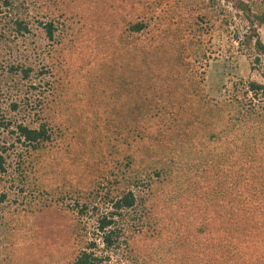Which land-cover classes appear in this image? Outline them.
Wrapping results in <instances>:
<instances>
[{"label":"trees","instance_id":"trees-1","mask_svg":"<svg viewBox=\"0 0 264 264\" xmlns=\"http://www.w3.org/2000/svg\"><path fill=\"white\" fill-rule=\"evenodd\" d=\"M125 1L131 0H96L102 6L107 5V12H95L92 14L95 20H89L94 28L108 23L102 15L107 17L115 4V58L117 65L123 67V73L119 72L124 87L123 90L115 88V99L110 103L104 99L103 109L101 104L88 100L94 120H101L106 128L99 141L100 151L106 150L114 166L111 176L88 178L72 187L52 186L45 178L52 173L51 168L67 167L64 152L70 149L75 127L66 120L61 104L65 91L79 86L77 74L81 66L73 64L71 76L65 58L57 56L54 48L38 43L33 28L35 24L40 25L44 38L57 44V25L71 21L74 16L86 18L83 12L87 9L86 0H0V203L8 201L9 191L15 190L18 197L14 201L20 200L30 213L39 217L35 225L48 233L45 240L55 239L49 224L59 218L60 209L69 206L83 215L90 208L96 212L97 201H105L110 209L97 216L95 230L98 232L94 233L99 235L103 249L120 255L119 260L110 264H146L140 259L150 246L147 240L162 234L176 235L181 244L192 235L195 239L190 246L194 247L196 264H264V82L226 79L217 90V111L209 112L211 118L206 130L201 127L207 114L197 113L196 107L188 109L193 116L184 118L189 104L170 88L171 82H159L152 78L157 76L154 75L136 88L133 83L129 89L133 75L142 71L139 65L129 70V65L139 59L143 47L149 52L154 45L153 42L138 44L141 47L138 48L131 44L129 34L123 35V29L118 27L121 17L117 14ZM225 1L246 23L240 44L245 47L250 65L264 66V41L258 31L264 25V0ZM192 6L197 8L194 24L202 22L201 29L208 33L219 29L217 18L213 10L208 11L207 4L200 0ZM146 26L144 19L129 20L124 30L137 35ZM234 37L239 38L236 34ZM152 95L165 107L174 109L176 117L169 115L160 124L154 115L149 116L145 106L140 108L134 101L143 99L148 105ZM149 119L150 124L146 125ZM198 138L202 146L212 141L218 146L224 143L233 147L229 159L224 160L226 163L216 168L217 177L221 173L228 177L230 186L224 189L225 193L234 194L233 204L218 214L213 205L209 207L201 199V194L200 199L190 200L183 209L185 221L169 228L163 222L162 226V217L158 215L163 205L159 197L164 190H174L180 182L184 164L188 163L183 152L189 141ZM214 165L208 159L199 170ZM191 170L197 172L196 167ZM52 175L55 181L62 177L59 172ZM212 186L213 183L208 185ZM204 187L202 184L200 190ZM220 187L217 185L216 189L221 190ZM68 197L74 200L65 204ZM129 212H140L143 219L140 226L122 225L121 220ZM170 216L169 213L167 217ZM0 219L4 220L1 216ZM170 229L177 233H169ZM78 241L75 251L69 252L68 264H106L108 256L102 258L96 254L97 244L93 239ZM43 244L46 248L40 250L38 259L54 251L53 246ZM13 259L14 256L3 258L2 264H16Z\"/></svg>","mask_w":264,"mask_h":264},{"label":"rangeland","instance_id":"rangeland-1","mask_svg":"<svg viewBox=\"0 0 264 264\" xmlns=\"http://www.w3.org/2000/svg\"><path fill=\"white\" fill-rule=\"evenodd\" d=\"M198 1L200 0L125 1L117 16L121 17L118 27L123 29L124 36L130 35L128 38L131 39V44L137 45L138 48H141L138 44L144 45L153 42L154 45V49L152 48L149 52H146L142 46L139 59L130 63L132 66L129 65V70L139 65L142 71H139L138 75H133V82L129 83V86L127 85L129 89L133 87V83L136 88L139 83H143L146 78L154 75L157 76L152 78L159 79V82L161 80L171 82L170 88H173L175 93L177 92V96L185 98V103L189 104L184 118L193 116L188 109L196 107L197 113L205 112L207 114L201 127L206 130L209 128L208 119L211 118L208 116L209 112L215 114L217 111L215 99L217 90L222 83L228 78L254 79L264 82V66L250 65V59L244 50L245 47L240 44L246 30V23L241 15L232 9L229 2L216 0L211 3L209 0H202L208 5L209 12L213 10L217 18V25H220L217 31L208 33L207 30L201 29L202 22L194 24L197 8L192 4H196ZM85 5L87 9H84L83 12L86 18L74 16L71 21L66 20L65 23L57 25L55 32L57 44L53 43V45L44 38L40 25L35 24L33 28V33L39 40L38 43L44 47L54 48L57 56L62 55V60L63 57L65 58L66 66L70 68L69 72H72L71 76L73 66H81L77 74L79 86L68 92L65 91L66 94L62 98L61 106H64V115L66 120L74 125L75 135L69 142L70 149L64 152L66 169L51 168L52 173H49L45 178L52 186L59 184L73 187L76 186V182H86L88 178H105V176H111L110 171L114 166L111 156H108L106 150L100 151L99 141L103 139L106 128L101 120H94L95 117L92 110L89 109L90 102L88 100L94 101L95 104H101L103 109L105 108L104 99L110 103L115 99V88L123 90L124 87L121 82L123 67L120 68L117 65L115 58V4L107 17L106 14L102 15L109 22L99 25V28H94L89 20H95V17L92 16L95 12L106 13L107 5L102 6L96 0H86ZM137 19H144L147 22V26L142 32L132 35L129 31L124 30L129 20L132 22ZM225 19L226 22H224ZM258 31L260 38L264 41V25ZM235 34L239 36L238 39H234ZM158 39L161 41L159 42ZM143 40L145 43L141 42ZM156 40L158 45L155 46ZM129 59L131 62V58ZM117 76L119 79L115 82ZM133 76L131 75V77ZM134 101L140 105V108L145 106V109L149 110V116L154 115L160 124L169 115L176 117L174 109L170 110L169 106V108L165 107L166 105L158 101L154 95L151 96L148 105L143 99ZM214 117L213 119H215ZM145 124L149 125L150 119ZM199 138L186 143L187 146L183 153L186 159L184 161L188 162L186 163L188 166L183 165L185 170L181 174L180 182L176 183L174 190H164L163 196L159 197L163 205L158 215L163 218H161L162 226L163 222L168 223L169 228L171 225L175 226V224L185 221L186 218L182 216L185 214L183 209L186 208L190 200L195 202L200 199L201 194L203 196L201 199L206 200L209 207L213 205L215 213L218 214L223 208L227 209L233 204L234 194L228 190L229 195L225 193L226 188L224 189V187L228 189L230 186L226 173L218 174L217 177L216 172V168L223 166L229 159L233 147L230 144L224 145V143L218 146L212 141L211 144L202 146ZM208 159H212L215 165L212 168H206L207 170H199L202 168V162ZM173 166L176 167L175 164ZM195 167L198 173L191 170ZM58 172L62 177L59 181H55L52 179V174ZM208 182L213 183V186L208 187V185L210 186ZM202 184H205V187L200 190ZM217 185H221V190L216 189ZM223 194L225 197L222 198ZM17 197L15 190H10L8 201L0 203V216L4 219L3 221L0 219V264L4 262L3 258L12 256H14L13 260L16 264H38V261L39 264H68L69 252L75 251L73 249L78 245L80 238H85L87 241L93 239L97 244L96 254L102 258L108 256L106 264L119 260L120 255L115 251L103 249L99 235L94 233V231L98 232L95 230L97 216L110 209V205L103 203L105 201H97L96 212L90 208L83 215L71 210L69 206H66L64 210L60 209L59 218H55L53 223L49 224L55 239L47 237L44 240L43 238L48 233L41 232L35 225L39 217L30 213L29 208L20 200L14 201ZM72 200L74 199L68 197L65 199V204L72 203ZM203 204L205 201L202 202ZM209 211L213 213L212 210ZM169 213L171 216L167 217ZM121 221L125 227L132 228L140 226L143 219L140 218V212H129L124 215ZM176 228L178 230V225ZM173 232L177 233L174 229L169 230V233ZM134 237L138 236L134 235ZM194 239L192 235H189L182 241V244L176 235L170 237L169 234H162L157 239H149L147 242L150 246L146 255H142L140 260L146 264H196L197 257L193 251L194 247L190 246V242H194ZM43 242L48 243V246H53L54 251L42 259H38L43 251L42 248H46Z\"/></svg>","mask_w":264,"mask_h":264}]
</instances>
